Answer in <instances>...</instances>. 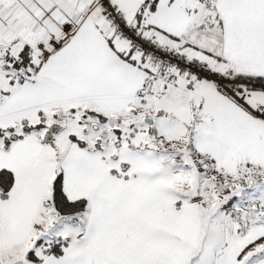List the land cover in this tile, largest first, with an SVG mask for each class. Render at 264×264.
<instances>
[{"label": "snow or ice", "instance_id": "1", "mask_svg": "<svg viewBox=\"0 0 264 264\" xmlns=\"http://www.w3.org/2000/svg\"><path fill=\"white\" fill-rule=\"evenodd\" d=\"M0 264H264V0H0Z\"/></svg>", "mask_w": 264, "mask_h": 264}]
</instances>
